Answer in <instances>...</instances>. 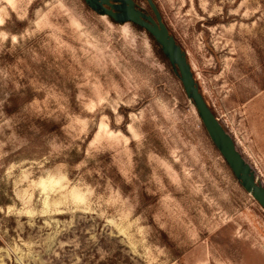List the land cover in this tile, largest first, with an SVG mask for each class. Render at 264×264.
<instances>
[{"label": "rangeland", "instance_id": "rangeland-1", "mask_svg": "<svg viewBox=\"0 0 264 264\" xmlns=\"http://www.w3.org/2000/svg\"><path fill=\"white\" fill-rule=\"evenodd\" d=\"M153 2L264 186V0ZM184 94L130 24L0 0V264H264V211Z\"/></svg>", "mask_w": 264, "mask_h": 264}, {"label": "water", "instance_id": "water-1", "mask_svg": "<svg viewBox=\"0 0 264 264\" xmlns=\"http://www.w3.org/2000/svg\"><path fill=\"white\" fill-rule=\"evenodd\" d=\"M121 1V0H119ZM127 7L122 11L109 0H83L86 6L99 15L118 24H130L142 28L160 46L173 73L179 78L187 99L194 105L202 125L215 148L223 157L233 176L264 211V186L255 179L251 168L244 162L231 136L205 102L193 77L191 67L181 47L169 33L153 0H145L152 15H146L133 7L131 0H124Z\"/></svg>", "mask_w": 264, "mask_h": 264}, {"label": "trees", "instance_id": "trees-1", "mask_svg": "<svg viewBox=\"0 0 264 264\" xmlns=\"http://www.w3.org/2000/svg\"><path fill=\"white\" fill-rule=\"evenodd\" d=\"M81 1L83 2V0H81ZM83 4L86 6V4H85L84 2H83ZM86 8H88V7L86 6ZM149 11H150V9H149ZM108 19H109L110 22L116 24V23L113 22L110 18H108ZM131 26H132L135 30H137V31H143V32H145V34H146V36H147V38H148V40H149V42H150V44H151V46H152V49H153V52H154L155 57H156L157 60H158V61H159V62H160V63H161V64H162V65H163L168 71H169V73H170L174 78H176V79L178 80V82H179V84H180V86H181V83H180L179 78L176 77V75L173 73L170 64L168 63L166 57L163 55L160 46L154 41L153 37H152L151 35H149L146 31H144L142 28H139V27H137V26H135V25H131ZM181 89H182V91H183L182 86H181ZM199 91H200V90H199ZM183 93H184V91H183ZM184 95H185V94H184ZM203 129H204V128H203Z\"/></svg>", "mask_w": 264, "mask_h": 264}, {"label": "flooded vegetation", "instance_id": "flooded-vegetation-1", "mask_svg": "<svg viewBox=\"0 0 264 264\" xmlns=\"http://www.w3.org/2000/svg\"><path fill=\"white\" fill-rule=\"evenodd\" d=\"M110 1V3H112L115 7H117V8H121V10H118L119 12H122L126 7H127V4L125 3V1L124 0H121V1H119V0H109ZM132 2H133V7L135 8V9H139V10H141L144 14H146V15H152L151 14V12L149 11V7H148V5H147V3H146V1L145 0H131ZM145 4V6H146V9H143L141 6H140V4Z\"/></svg>", "mask_w": 264, "mask_h": 264}, {"label": "bare ground", "instance_id": "bare-ground-1", "mask_svg": "<svg viewBox=\"0 0 264 264\" xmlns=\"http://www.w3.org/2000/svg\"><path fill=\"white\" fill-rule=\"evenodd\" d=\"M250 195V194H249Z\"/></svg>", "mask_w": 264, "mask_h": 264}]
</instances>
